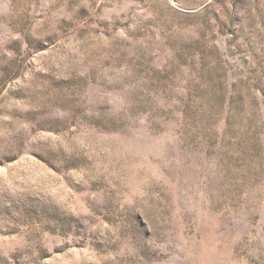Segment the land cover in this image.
Returning a JSON list of instances; mask_svg holds the SVG:
<instances>
[{
  "label": "rangeland",
  "instance_id": "obj_1",
  "mask_svg": "<svg viewBox=\"0 0 264 264\" xmlns=\"http://www.w3.org/2000/svg\"><path fill=\"white\" fill-rule=\"evenodd\" d=\"M0 264H264V0H0Z\"/></svg>",
  "mask_w": 264,
  "mask_h": 264
}]
</instances>
